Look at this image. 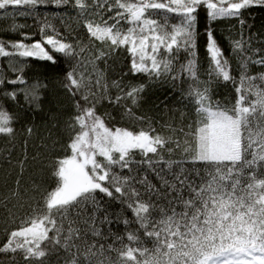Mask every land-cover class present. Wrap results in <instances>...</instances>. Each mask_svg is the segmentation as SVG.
<instances>
[{"label":"snow or ice","instance_id":"1","mask_svg":"<svg viewBox=\"0 0 264 264\" xmlns=\"http://www.w3.org/2000/svg\"><path fill=\"white\" fill-rule=\"evenodd\" d=\"M50 3L73 9L85 37L77 34L69 40L45 18L39 39L23 32L19 40L0 39V59L7 58L12 73L8 78L0 65V135L15 136L19 117L8 102L38 110L47 88L45 82L25 79L26 60L56 64L59 54L68 65L61 69L60 85L75 109L68 122L70 155L53 162L54 187L41 191L33 182L39 199L30 198L34 203L27 204L19 223L7 209L16 226L4 230L0 253H19L25 264H48L53 255L56 264H264V71L250 72L252 65L264 67V55L252 48L256 37L245 31L250 27L245 12L264 8V0H0V18L33 16ZM232 19L239 24V37L229 38L226 55L213 24ZM202 37L209 62L205 81L198 74ZM96 41L103 47L96 48ZM118 50L130 56L129 72L149 82L192 81L187 96L196 119L187 130L164 125L172 133L165 136L149 118L134 114L147 85L125 84L123 76L109 85L98 66L100 61L107 65ZM181 52L186 59L177 69ZM221 82L235 90L231 107L212 99L213 83ZM110 87L117 90L114 96ZM102 101L123 108V116L140 122L139 130L109 126L111 114L97 112ZM25 131L31 135L33 129ZM178 149L190 158L165 160V152ZM186 162L194 166L199 182L189 179ZM19 164L23 172L24 161ZM174 164L178 172H172ZM141 165L147 166L143 176ZM16 185L0 205L7 208V200L20 198L19 179ZM102 197L124 205L132 218L116 216L113 221ZM101 211L105 214L98 221ZM98 222L122 223L124 235L109 232L114 238L108 243ZM142 237L151 241V248Z\"/></svg>","mask_w":264,"mask_h":264},{"label":"trees","instance_id":"2","mask_svg":"<svg viewBox=\"0 0 264 264\" xmlns=\"http://www.w3.org/2000/svg\"><path fill=\"white\" fill-rule=\"evenodd\" d=\"M9 12L14 13L15 9L9 8ZM45 18L60 31L62 35H67L69 40L77 34L83 39L86 30L82 28L81 23L77 21L75 11L68 6L57 7L54 3L41 6L33 16L12 15L0 18V39L19 40L20 33H29L35 39H39V29L43 24ZM245 19L247 25L246 34L256 37L252 41V48L261 49L260 55H264V8L254 7L245 12ZM14 25H24L23 28H17L13 31ZM214 33L220 42L221 46L226 49V55L229 49V38L239 37V24L235 19L232 20H218L213 24ZM51 33V29H48ZM30 42V41H26ZM87 42L86 40L84 41ZM199 47V79L200 81L207 80V71L209 62L207 55L203 49L204 39L200 40ZM89 47H92L91 45ZM96 48H101V42H95ZM93 50H95L93 48ZM57 55V63L52 64L46 61L37 59H27L24 63L25 79L29 84L37 80L47 83V88L42 89V100L38 110H31L26 104L13 105L8 102L6 105L9 110L14 111L19 117L14 122L15 136L6 137L0 135V200L9 196L10 191L17 187L16 180H20V198L7 200V208L0 205V243L5 239L6 228L11 229L16 225L12 224L8 216V208H11L15 213L17 223L19 218L23 217L28 210L27 204L34 203L30 198L35 196L39 199L37 193L32 191L33 182L40 185L41 191L54 187L52 177V164L65 155H70L66 151L67 144L70 139V130L68 122L70 117L75 114L72 98L61 87L60 81L63 79L64 73L62 68H67L68 65L63 62V58ZM87 56V52L82 54ZM130 56L123 50H118L117 53L108 59L107 65L102 61L98 62L99 68L105 73V80L111 84L113 80H118L123 76L125 84H140L147 85L145 91L141 94L142 99L139 105L133 107V112L136 116H144L151 120L156 131L168 136L172 135L169 129L164 125H171L173 128L179 129L184 127L187 130V125L196 119L194 110V103L191 98L187 96L189 86L192 84L191 80L182 77L180 80L173 81L171 79H161L159 81L149 82L148 78L142 74L133 75L129 72ZM186 59V53L181 52L176 62V68ZM0 65H5L4 74L8 78H12V73L7 70V58L0 59ZM233 68L236 67V60L232 59ZM264 71V67L258 68L255 65L250 67V72L255 74ZM126 74V75H124ZM239 78V72H234ZM20 87H24L21 85ZM117 90L109 88V94L115 95ZM212 99L219 101L221 105L231 107L235 103L236 93L231 83H213L212 85ZM130 103V102H128ZM124 109L119 106H113L107 101H102L97 105V112L103 115L108 112L113 117L112 120H106L109 126L115 125L118 127L129 128L130 130H139L140 122L131 120L123 116ZM55 115L56 119L53 120ZM31 127L32 134L29 135L25 129ZM179 136V132L176 133ZM182 139V137H181ZM191 142V137H189ZM27 157V159H25ZM165 160L186 161L190 158V154H185L182 150H176L173 153H164ZM35 158V159H34ZM141 159L140 156L136 157ZM20 161H24L23 172H21ZM183 167L188 169V177L190 180L199 182V177L192 171L194 167L190 163H184ZM196 168L201 165L196 164ZM139 174L143 176L147 172V166L141 165L138 170ZM177 165H173L172 172H178ZM149 179L152 183L159 186L158 181L151 173H148ZM201 175H204L202 172ZM169 175V179H171ZM27 202V203H25ZM101 203L106 209L107 215L115 221L116 216H123L131 219L132 214L126 209L124 205L114 202L107 197H102ZM24 206L21 207L20 205ZM104 211L98 213V221L103 215ZM97 226L101 232L107 235L109 232H119L124 235L125 226L122 223L113 222L99 223ZM132 229L138 227L131 225ZM113 236L107 235V242L113 241ZM100 240L99 237L96 238ZM145 239V246L151 248V241ZM103 243V240H100ZM125 236V243H127ZM62 254V253H61ZM15 255V260L12 259ZM114 255V254H113ZM0 264H25L22 256L12 253H0ZM48 264H56V256L49 258Z\"/></svg>","mask_w":264,"mask_h":264}]
</instances>
